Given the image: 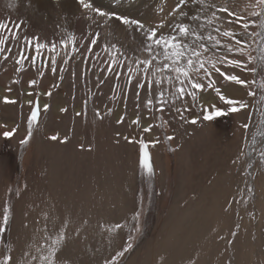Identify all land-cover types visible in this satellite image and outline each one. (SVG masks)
I'll return each instance as SVG.
<instances>
[{
    "label": "rangeland",
    "instance_id": "obj_1",
    "mask_svg": "<svg viewBox=\"0 0 264 264\" xmlns=\"http://www.w3.org/2000/svg\"><path fill=\"white\" fill-rule=\"evenodd\" d=\"M0 264H264V0H0Z\"/></svg>",
    "mask_w": 264,
    "mask_h": 264
},
{
    "label": "bare ground",
    "instance_id": "obj_2",
    "mask_svg": "<svg viewBox=\"0 0 264 264\" xmlns=\"http://www.w3.org/2000/svg\"><path fill=\"white\" fill-rule=\"evenodd\" d=\"M209 107L208 106H204V110L207 112V109H208Z\"/></svg>",
    "mask_w": 264,
    "mask_h": 264
}]
</instances>
